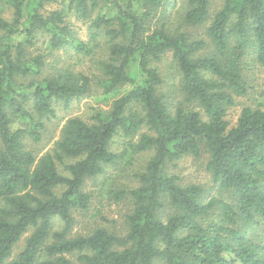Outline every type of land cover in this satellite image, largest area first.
Instances as JSON below:
<instances>
[{"label":"trees","instance_id":"obj_1","mask_svg":"<svg viewBox=\"0 0 264 264\" xmlns=\"http://www.w3.org/2000/svg\"><path fill=\"white\" fill-rule=\"evenodd\" d=\"M174 1L171 17L173 0H0V264H77L66 254L80 264H264L253 235L264 232V108L242 107L233 126L225 118L246 92L244 56L264 66V0H223L212 15L210 0ZM55 2L62 6L46 9ZM69 13L89 21L92 37L106 35L97 84L115 98L91 122L68 118L39 155L30 145L56 118L55 104L91 87L83 73L43 74L54 49L91 52ZM206 21L207 40L180 30ZM45 36L47 52L32 54ZM168 52L166 80L154 63ZM115 136L124 138L121 152L111 148ZM145 150L139 184L127 191L125 234L98 226L73 235V212L90 199L86 180ZM202 151L217 196L167 169Z\"/></svg>","mask_w":264,"mask_h":264},{"label":"rangeland","instance_id":"obj_2","mask_svg":"<svg viewBox=\"0 0 264 264\" xmlns=\"http://www.w3.org/2000/svg\"><path fill=\"white\" fill-rule=\"evenodd\" d=\"M174 3L175 1L173 0V2H169L167 5V12L171 17L175 15V8L178 7L179 1L175 5ZM222 3L223 0H210V15L219 9ZM61 6L59 2L49 3L46 5V9L51 10L60 8ZM11 12V8L6 7L3 16L10 18ZM66 20L75 31L76 36L88 44L91 52L89 54H82L70 47L54 49L50 54H46L45 56L46 66L43 74H54L59 68L83 73L91 79V87L89 93L84 98L74 99L68 106H63L61 103L55 104L56 118L47 123V129L42 135V139L38 143H31L32 145H30L40 151L39 155L53 147L54 141L60 135L61 127L68 118L79 117L86 122H91L90 117L94 110L98 108L108 109L111 101L115 98L114 94H104L103 89L97 84V80L101 76L99 63L108 57V40L106 35L99 34L92 37L90 35L91 29L88 26L89 21L82 20L71 13L68 14ZM209 21L196 26L182 25L180 30L187 32L190 38H204L207 40L205 28L209 24ZM45 39L46 36L41 37L35 47L31 48L32 54L47 52ZM204 50L206 51V49ZM170 64L171 54L169 52L160 61L154 63L166 80L169 78L167 74L170 71ZM242 69L246 82V92L242 95H235V104L227 108L225 118L229 126L236 124L242 107L260 106L264 108V66L255 61L253 53L249 52L243 58ZM144 131H146V128L142 127L140 132ZM123 139L121 136H115L111 148L116 152H121ZM151 154V150L126 154L124 158L119 160L118 164L108 165L104 173L98 175L96 178L86 180L84 191L90 194V199L87 209H79L73 212V235L87 234L98 226L105 227L115 234H125L127 228L125 217L132 207L127 191L138 186L137 173L142 170ZM207 161L208 154L202 151L199 157L187 155L168 164L167 169L170 174L177 175L183 184L197 183L207 189L212 188L211 194L217 196L219 194L215 187L212 186L210 174L206 170ZM122 191H124V194L120 195ZM58 227L59 223L56 222L55 228ZM30 232L31 230L25 233L17 242L12 256H15L21 250L24 240ZM253 235L257 237V243L262 247L261 254L264 259V232L258 228ZM66 256L75 263L80 264L76 261L74 254H66Z\"/></svg>","mask_w":264,"mask_h":264}]
</instances>
